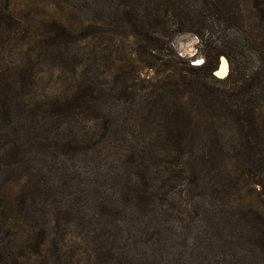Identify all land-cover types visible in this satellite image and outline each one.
<instances>
[{
  "label": "trees",
  "instance_id": "trees-1",
  "mask_svg": "<svg viewBox=\"0 0 264 264\" xmlns=\"http://www.w3.org/2000/svg\"><path fill=\"white\" fill-rule=\"evenodd\" d=\"M181 32L199 39L200 65L165 54ZM127 47L154 73V82L139 87L149 91L134 115L163 129L166 157L155 162L156 145L109 147L115 126L105 113L104 88L123 99L125 79L137 78ZM219 57L228 64L222 79L213 75ZM97 62L99 72L92 70ZM52 73L60 75L54 87L40 88L42 76ZM208 79L232 94L213 95ZM191 94L236 116L217 134L229 139L210 141L198 166L184 162L180 142L171 139L184 127L178 116ZM263 113L264 0H0V164L9 174L0 182V219L31 224L18 251L15 232L22 227L12 233L0 264H63L67 244L83 232L88 253L77 248L68 264H84L83 255L85 264H264ZM193 116L187 114L189 122ZM44 142L73 168L76 156L101 155L118 169L105 182L101 173L94 176L86 192L67 193L72 200L48 209L41 221L35 211L60 200L54 198L60 177L44 180L36 157ZM214 161L226 164L204 171ZM159 162L162 174L152 170ZM63 186L72 190L71 182Z\"/></svg>",
  "mask_w": 264,
  "mask_h": 264
},
{
  "label": "rangeland",
  "instance_id": "rangeland-1",
  "mask_svg": "<svg viewBox=\"0 0 264 264\" xmlns=\"http://www.w3.org/2000/svg\"><path fill=\"white\" fill-rule=\"evenodd\" d=\"M7 44V43H5ZM4 44V45H5ZM131 47L134 49V46L131 45ZM168 51L165 53L167 54L168 58L177 60L175 56H178L183 63H188L192 66H198L201 64L204 56L203 47L199 41V39L194 36L192 33L189 32H181L177 33L175 36H173L168 44ZM129 47L123 49V51H126L125 57L130 63L131 67L134 68L136 71L135 74H137V78L133 79H125V84L128 88H126V92L128 93L125 98L123 99H115V97L112 95V92L108 91V89L105 87L106 93H108V98H106L105 103V113L114 121V134L109 139V147L112 149H116L117 147H122L124 144H138V145H156L152 153H156L155 157L152 159L157 161L161 158V154L163 155V158L166 157V154H163V152L160 150L161 147L164 146V132L160 125H158L155 122H152V124L146 123L141 121V118H136L135 111L136 107L138 105V102H141L144 100V98L148 95V89L139 90V87L141 85H148V83H152L154 73L151 69H146L141 64H139L136 60V54L133 51H130L128 49ZM10 48L7 47L6 50H9ZM221 57H219L220 59ZM224 58V57H223ZM225 59V58H224ZM226 60V59H225ZM219 62V60H218ZM227 63V61H226ZM228 68V64H227ZM78 70V68H77ZM82 70V68H80ZM79 70V71H80ZM92 70L99 72L101 70L100 63L97 62V64L92 65ZM216 70V69H215ZM215 70L213 71V75L218 78L222 79L219 76L215 74ZM53 74V73H52ZM60 75L54 73L52 77L49 76V74H44L42 77V81L40 84V88H53V82L57 81V78ZM108 80V79H107ZM108 82V81H107ZM112 82L109 81V83L106 84L108 88L112 87ZM207 86L209 87V90L212 92L213 95H220L225 96L231 91L224 87L223 85L219 83H215L213 80L208 79L207 80ZM232 94V93H231ZM189 98L184 100L183 109L184 111L182 114L178 116L179 122H182L184 124V127L177 131V134L172 137L171 139H177L180 142L179 145V151L182 154L181 157H183L184 162H190L193 165H200L199 161L206 160V147L210 144V141L213 142V144L218 145L219 142L225 144V140L229 139V137L222 138L217 137V134L221 132L222 133L226 130V128L231 127V123L236 120V116H231L228 112H226L225 108L222 107V104L220 102H215L214 100L209 99L208 97H204L203 99L201 96H194L190 95ZM240 102V101H238ZM237 102V103H238ZM122 103V104H120ZM124 104V105H123ZM236 107V106H235ZM237 109V108H236ZM244 110V109H243ZM242 110V111H243ZM241 111V112H242ZM247 111V110H246ZM189 112H192L194 114V118L190 120L187 119V114ZM240 113V112H239ZM264 114V113H263ZM247 120L250 118L249 113L247 112L244 116ZM261 118L262 115H261ZM235 119V120H234ZM260 124L262 123L259 119ZM82 125L77 126V132L82 133L81 128ZM233 129L229 130L232 131ZM230 135V134H228ZM226 135V136H228ZM235 138V137H233ZM217 142H216V140ZM48 146L47 143L44 142V145H41L39 147H34L35 150L38 151V154L36 157L39 158V161H42V165L45 167V170L42 172V178L46 181H52L55 177H60V186H55V192H54V198L59 197L60 200L55 201V203H50L49 201L46 202L45 207L41 208L38 211H35L37 213V217H40L41 221H45V219L48 218V213L51 211L52 207L54 205H57L58 207L66 205L68 200H72V196H67V193L77 191V189H85V192L90 189L89 182L92 181V178L94 176H97L101 173V176L103 178V182L106 180V174L110 172L111 169H116L117 171V163L112 162L111 160L108 161H102L103 156L98 155V159H93L92 157H86L85 159L79 161L80 156H76L77 161H75L76 167H71V163L68 160V158L63 156H53L50 155V150L46 148ZM228 155H224L222 159L226 158ZM152 157V155H150ZM175 157V154L171 155L169 154L167 156ZM220 159V157H217ZM231 163L237 166L236 168H241V164L239 161H234V157H232ZM236 160V159H235ZM4 161H1V163ZM114 163L115 167L109 166V164ZM6 163V162H5ZM32 163V162H31ZM30 163V164H31ZM161 162L155 165V167L152 168L154 172H159L162 174V167L163 165L159 166ZM219 163H222V166H224L226 163L222 161H214L211 164H207L204 171L213 174V168L217 167ZM204 166V165H202ZM221 166V168H222ZM70 169V174H66L63 169L64 168ZM105 172V170H108ZM8 166H4L0 164V182L4 180V176H9L7 173ZM228 170V169H226ZM228 172V171H227ZM72 179V181H71ZM71 182V191L68 187L63 186L64 183ZM183 198V196H182ZM74 207V206H73ZM49 209V211H48ZM0 211H3L2 208H0ZM76 211V208H75ZM6 213V212H4ZM34 215V212H33ZM74 215V214H73ZM84 221L87 222L88 215L90 213L85 212ZM78 216V215H74ZM24 219H20L17 221V223H14V221L9 217H4L0 219V252H5L9 249V243H12L13 241V232L22 227V229L17 230L16 237H15V245L17 246V249H13L14 251L20 250L25 241H29V232L28 227L26 225H31L29 220L23 221ZM20 226V227H19ZM26 226V227H24ZM52 227V226H51ZM74 231V230H73ZM77 231V230H75ZM13 233V234H12ZM83 237L76 239H71V242L67 244L68 248H65L64 255L62 258L63 264L69 263V255L73 253H77L76 249L81 248V250L88 253L89 243L88 239L87 241L84 240V232L81 234ZM12 238V240H10ZM87 248V249H86ZM76 258V256H75ZM74 258V259H75ZM84 258V259H83ZM84 261V264L86 263V255L82 257L81 262ZM43 264V262L38 263Z\"/></svg>",
  "mask_w": 264,
  "mask_h": 264
},
{
  "label": "bare ground",
  "instance_id": "bare-ground-1",
  "mask_svg": "<svg viewBox=\"0 0 264 264\" xmlns=\"http://www.w3.org/2000/svg\"><path fill=\"white\" fill-rule=\"evenodd\" d=\"M226 71H227V63L226 60L222 57L220 60V67L217 74L223 76L226 73Z\"/></svg>",
  "mask_w": 264,
  "mask_h": 264
},
{
  "label": "water",
  "instance_id": "water-1",
  "mask_svg": "<svg viewBox=\"0 0 264 264\" xmlns=\"http://www.w3.org/2000/svg\"><path fill=\"white\" fill-rule=\"evenodd\" d=\"M221 58H222V57H221ZM221 58L219 59V62H218V64H217V67H216V70H215V74H216L217 76H219L220 78H224V77L227 75L228 68H227L226 73H225L223 76L217 74V72H218V70H219V67H220V60H221Z\"/></svg>",
  "mask_w": 264,
  "mask_h": 264
}]
</instances>
